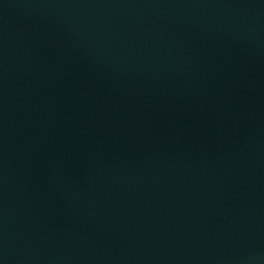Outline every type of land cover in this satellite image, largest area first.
<instances>
[{"label":"water","instance_id":"1","mask_svg":"<svg viewBox=\"0 0 264 264\" xmlns=\"http://www.w3.org/2000/svg\"><path fill=\"white\" fill-rule=\"evenodd\" d=\"M0 264H264V0H0Z\"/></svg>","mask_w":264,"mask_h":264}]
</instances>
